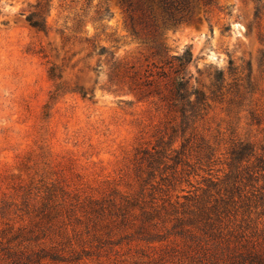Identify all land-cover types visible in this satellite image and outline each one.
<instances>
[{"label":"rangeland","instance_id":"1","mask_svg":"<svg viewBox=\"0 0 264 264\" xmlns=\"http://www.w3.org/2000/svg\"><path fill=\"white\" fill-rule=\"evenodd\" d=\"M192 6L176 26L159 20L155 39L154 29L149 33L138 23L133 29L123 0H0V198L16 196L18 183L54 184L74 204L108 205L128 196L160 210L150 240L140 231L137 205L130 209L135 217L107 215L104 227L83 230L60 260L39 264H242L250 251L264 255V206L255 208L264 181L246 187L244 174L238 183L228 180L234 143H250L258 154L264 148V0H196ZM37 11L45 30L30 24ZM158 43L165 47L161 57L152 53ZM187 51L192 84L210 97L207 113L187 137L193 132L214 149L211 175L188 149L184 160L191 166H161L148 180L145 163L139 170V151L156 145L171 126L179 148L181 119L173 120L157 99L132 93L130 75ZM219 73L218 89L213 83ZM209 177L218 185L205 193ZM187 193L212 205L230 196L229 211L198 221L185 215L176 225L172 203L177 196V206L188 203L182 198ZM2 242L0 264H14Z\"/></svg>","mask_w":264,"mask_h":264},{"label":"trees","instance_id":"2","mask_svg":"<svg viewBox=\"0 0 264 264\" xmlns=\"http://www.w3.org/2000/svg\"><path fill=\"white\" fill-rule=\"evenodd\" d=\"M195 1L123 0V3L129 13L133 29L135 24L138 23L142 25V29L149 33L154 29L155 36L159 34L161 29L158 25L159 20L162 22L163 27L176 26L186 21ZM202 1L207 5L211 4L213 0ZM261 7L257 6L256 17H259ZM29 21L32 27L45 30V21L40 12H33ZM152 48L155 50L152 52L155 56L161 57L164 55L165 47L162 44L158 43ZM192 58V52L187 51L182 55H175L159 62H151L147 64L143 71L135 70L130 75L131 84L129 89L132 93L141 99H157L173 120L178 117L181 119L183 141L179 148H174L175 139L173 136L175 130L171 126L170 133L168 128L162 130L156 145L150 149L142 148L139 151L142 153L137 158L140 164L139 170H142L145 163L149 169L148 180L152 177L155 178L156 172L160 171L161 166H163L164 171L170 168L176 169L178 165L191 166L189 161L184 160L185 151L188 149L198 153V160L207 163L210 167L209 175H211V162L215 155L214 149L206 140L198 137L193 132L187 137V131L194 129L195 122L202 118L210 107L209 95L203 89L192 84V75L188 69ZM50 77H57L54 67L50 69ZM222 80V73L217 74L213 85L219 89ZM229 153L230 162L228 165L231 173L228 175V180L238 183L239 176L244 174L240 181H246L244 182L246 187L252 180L259 181L262 178L264 181V148L262 154H258L255 146L239 141L234 143ZM253 159L256 161L254 165H252ZM169 160L173 163H169ZM237 171H239V174ZM165 179L167 177H162L161 181ZM207 180L209 184L208 189L204 190L205 193L210 188L215 189L218 185L216 181L218 178L215 180L209 177L205 179V181ZM151 188L156 189L157 185L152 183ZM260 189L262 191L257 194L259 200L255 205L256 209L259 206H264V185ZM15 190L17 192L16 196L8 197L4 194L0 198V243L6 240L8 244V246L1 249L5 252L3 255H7L6 259L8 258L14 264H39L45 260H60L61 253L65 251L67 246L73 244L77 236L81 237L83 230H87L86 232L89 233L92 226L98 230L100 226L104 227L103 222H105L107 215L119 216L120 213L123 216L122 221H125L127 215L131 213L130 209H135L137 205L141 210L140 216L142 217L140 231L144 235V240H150L152 237L151 222L160 212L158 207H154L155 205L150 207L141 206L137 203V200L132 201L128 196H121L118 202L112 200L108 205L97 200L74 204L64 197V190L54 184L40 188L33 183L27 185L18 183ZM60 193L62 194L61 197L59 196ZM17 197L22 199L20 204L16 201ZM182 198L188 203L177 206L180 204L179 196H177L178 200L174 204L172 203V206L176 207V210L174 209L177 215L176 225L179 226L182 225L185 215H190V218H196L198 221V218L202 219L201 217L211 219L212 214L217 216L229 211L230 196L227 199H222L221 204L218 199H215L213 205L211 204L212 201H204L202 196L197 193L193 196L187 193L182 195ZM239 198L244 200L243 198H247V195L240 192ZM250 199L248 198V200ZM179 207L182 208L181 211ZM220 208H222V212L219 211ZM13 213L16 217H19V220H15L12 216ZM131 216L135 217L133 213H131ZM114 221L117 222V219ZM92 223L93 225H91ZM183 230L179 233L183 234ZM85 250L83 248V252ZM73 252L74 255L77 254L76 251ZM1 258L0 255V260ZM243 261L242 264H264V255L258 251H255V253L250 251L244 256Z\"/></svg>","mask_w":264,"mask_h":264}]
</instances>
